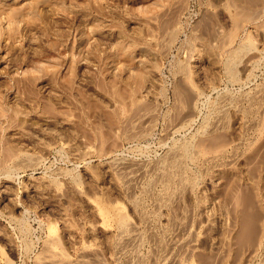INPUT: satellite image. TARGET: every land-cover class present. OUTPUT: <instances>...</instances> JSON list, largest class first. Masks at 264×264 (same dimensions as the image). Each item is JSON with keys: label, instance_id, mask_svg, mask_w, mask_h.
I'll list each match as a JSON object with an SVG mask.
<instances>
[{"label": "rangeland", "instance_id": "374dc122", "mask_svg": "<svg viewBox=\"0 0 264 264\" xmlns=\"http://www.w3.org/2000/svg\"><path fill=\"white\" fill-rule=\"evenodd\" d=\"M262 86L264 0H0V264H35L52 238L70 258L110 262L101 205L141 222L115 160L243 138L239 162L190 165L194 193L153 222L187 213L194 242L180 264H264V247L247 251L264 231V120L256 133L231 109L227 128L198 131L220 98Z\"/></svg>", "mask_w": 264, "mask_h": 264}, {"label": "bare ground", "instance_id": "6f19581e", "mask_svg": "<svg viewBox=\"0 0 264 264\" xmlns=\"http://www.w3.org/2000/svg\"><path fill=\"white\" fill-rule=\"evenodd\" d=\"M244 56L246 57V55ZM244 56L243 58H245ZM254 62L245 61V69L252 70L254 64L256 65ZM233 78L235 77L233 76ZM249 82L251 81L249 80ZM199 95L198 97L203 96V94L202 96ZM213 106L214 111H211L213 115L210 118L209 126L205 122L206 127L204 128L205 125L200 127L201 131L198 130L200 136L227 128V113L231 109L246 119L245 127L247 129L259 133L261 122L264 120V87H256L236 98L223 96ZM211 108L213 109V107ZM250 115L256 116L250 119ZM186 126L188 125L186 124ZM179 128L183 131L184 126ZM176 133L178 132L176 131ZM246 139L243 138L234 144L214 146L211 149L197 145L195 141L180 143L181 145L174 143V147L171 150L170 147V151H167L168 153L163 158L152 162L115 160L112 169L118 175L124 191L128 193L131 190V195H137L136 200L131 197L132 204L140 218V224L135 225L129 222L118 205H101L100 213L103 217V224L114 230L111 240L112 259L110 262H104L95 251L88 249H83L73 258H70L58 250L55 240L51 242L52 238L51 241L46 242L48 244H46L43 255L35 264H149L150 262L154 264H180L182 260L177 258L175 252L178 249H185L190 254L194 242L192 225L187 218V213L184 211L181 212L180 217H171L168 228L156 226L159 220L154 225V217L162 209L168 208L174 201H178L184 192L194 193L197 184L195 185L196 180L189 172L190 165L200 166L203 170L208 171L210 168L218 167L221 160L226 157H229V161L232 163L239 162L241 158L236 152L242 143H246ZM144 197L152 200L153 211L148 212L146 210L143 204ZM147 243L152 244L153 249L146 254L143 250ZM263 247L264 231L262 230L255 244L247 251L250 256L254 257Z\"/></svg>", "mask_w": 264, "mask_h": 264}]
</instances>
